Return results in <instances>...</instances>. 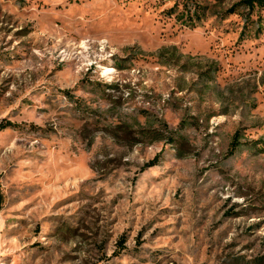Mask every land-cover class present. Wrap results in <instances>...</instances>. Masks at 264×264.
Returning a JSON list of instances; mask_svg holds the SVG:
<instances>
[{
    "label": "rangeland",
    "instance_id": "374dc122",
    "mask_svg": "<svg viewBox=\"0 0 264 264\" xmlns=\"http://www.w3.org/2000/svg\"><path fill=\"white\" fill-rule=\"evenodd\" d=\"M191 1L0 0V264L264 263V8Z\"/></svg>",
    "mask_w": 264,
    "mask_h": 264
},
{
    "label": "trees",
    "instance_id": "16d2710c",
    "mask_svg": "<svg viewBox=\"0 0 264 264\" xmlns=\"http://www.w3.org/2000/svg\"><path fill=\"white\" fill-rule=\"evenodd\" d=\"M188 3H191L192 1L191 0H186ZM247 4L250 6V7H254V6H260V7H263L264 8V0H246ZM187 3V4H188ZM199 9L202 8L201 6L198 7ZM197 15V18H201V13H196ZM12 123H8V125H5L3 126L4 128L8 127L9 125H11ZM239 136H240V133H238L236 136H235V140L233 141L232 143V150L231 152L234 153L238 146L240 144V141H239ZM255 264H264V263H255Z\"/></svg>",
    "mask_w": 264,
    "mask_h": 264
},
{
    "label": "bare ground",
    "instance_id": "6f19581e",
    "mask_svg": "<svg viewBox=\"0 0 264 264\" xmlns=\"http://www.w3.org/2000/svg\"><path fill=\"white\" fill-rule=\"evenodd\" d=\"M109 71H112V69H109Z\"/></svg>",
    "mask_w": 264,
    "mask_h": 264
}]
</instances>
